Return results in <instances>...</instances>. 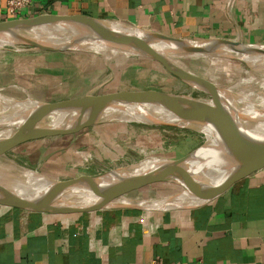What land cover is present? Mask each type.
<instances>
[{
  "label": "crops",
  "instance_id": "obj_1",
  "mask_svg": "<svg viewBox=\"0 0 264 264\" xmlns=\"http://www.w3.org/2000/svg\"><path fill=\"white\" fill-rule=\"evenodd\" d=\"M6 2L0 22L84 15L181 40L264 46V0H30L13 15ZM138 215L37 212L0 202V264H264V169L200 206ZM94 219L99 224L87 228ZM93 239L104 254L89 248Z\"/></svg>",
  "mask_w": 264,
  "mask_h": 264
},
{
  "label": "rangeland",
  "instance_id": "obj_2",
  "mask_svg": "<svg viewBox=\"0 0 264 264\" xmlns=\"http://www.w3.org/2000/svg\"><path fill=\"white\" fill-rule=\"evenodd\" d=\"M27 38L32 40L0 49V72H8L6 77H0V85L4 83L5 87L7 84L6 88L0 90L2 95L18 100L32 98L56 102L82 99L88 95L102 97L116 92L155 90L193 98H210L145 56H127L111 61L92 51H73L77 50L75 48L40 51L51 48L38 46L40 37ZM167 56L174 65L197 77L207 78L210 72L218 73L221 84H228L232 74H236L235 68L243 66L241 62L223 56L214 62L195 53L177 50ZM218 100L222 101L219 97ZM158 122L164 121H126L121 117L111 122H100L92 127L25 141L6 151L4 160L57 180L103 177L140 166L155 165L161 158H182L202 145L207 146L213 136L219 134L211 128L200 127L201 131ZM187 188L180 180L144 184L122 196L131 201L132 207L113 201L111 207L104 210H130L142 219L155 213L194 208L215 197L195 203H180L172 198L168 201L170 204L164 207H144L143 201L160 199ZM104 210L91 213L96 215Z\"/></svg>",
  "mask_w": 264,
  "mask_h": 264
},
{
  "label": "bare ground",
  "instance_id": "obj_3",
  "mask_svg": "<svg viewBox=\"0 0 264 264\" xmlns=\"http://www.w3.org/2000/svg\"><path fill=\"white\" fill-rule=\"evenodd\" d=\"M105 25L113 32L127 35L134 39L145 40L147 42L153 39V34L150 32L127 24L105 22ZM22 34L23 37H20L0 32V49L7 46H18L29 43L32 39L29 40L27 37H40L41 40L37 41L38 46H43L46 49L75 48L77 50L92 51L111 61L115 58L138 55L134 50L103 39L91 27L79 20L37 23L23 30ZM151 46L167 58L168 53L175 50L171 44L163 41L152 42ZM196 54L201 55L203 58H209L212 62L216 61V58L223 56L225 58H233L243 64V66L240 65L235 68L236 74H232L228 84L219 83V74L214 72H210L207 78L197 77L192 74H189V76L195 81L203 82L217 91L218 97L222 99L221 104L217 107L225 118L232 120L235 124L242 127L251 138H264V48L256 52L219 48L211 52ZM245 62L256 67L247 65ZM191 84L197 90L201 88V86H198L193 81ZM26 99L18 100L0 94V150L9 142L17 141L19 139L17 137L36 136L46 131L56 132L57 130L54 128L68 126L76 118L78 111L83 117L100 112L101 117L105 119L112 117V120H117L123 117L126 121H164L201 131V128L216 130L209 123L190 120L181 116L165 103L119 104L111 108L110 105H107L108 101H99L90 97L82 102L79 108L34 115L32 114V108L38 104V100L32 98ZM204 99H208L209 103L212 104L209 98ZM65 117L67 118L66 121H64ZM222 142L221 134H216L207 146L205 145L200 148L188 160L186 166L191 171L194 179L200 182L218 183L228 172L238 165L239 161L243 158V154L235 150H224ZM156 165L140 166L111 173L103 176L101 179L103 181L110 180L113 178V174L141 173ZM0 182L20 196L27 197L45 192L51 185V179L33 170L17 166L12 161L4 160V156H0ZM215 195L216 193H207L189 187L179 193L167 195L156 200L143 201V203L144 207L149 205L164 207V205L170 204L168 201L172 198L180 203H195L205 199L209 200ZM70 196L73 197V206L91 205L98 199L97 195L89 187H75L72 189ZM113 201L121 205L131 204V201L122 196ZM149 210L161 211L154 208H150Z\"/></svg>",
  "mask_w": 264,
  "mask_h": 264
},
{
  "label": "water",
  "instance_id": "obj_4",
  "mask_svg": "<svg viewBox=\"0 0 264 264\" xmlns=\"http://www.w3.org/2000/svg\"><path fill=\"white\" fill-rule=\"evenodd\" d=\"M69 20H79L91 27L103 39L112 43L127 47L138 53L137 56H145L149 59L155 60L160 63L169 73L175 75L183 82L190 84L192 81L201 86L199 91L207 93L212 101L209 103L208 99L193 98L190 96L178 95L155 90L143 91H130V92H116L107 96H93L88 95L82 99L77 100H63L56 102H46L38 100V104L32 108V114H48L54 111H63L70 108H79L81 103L87 98H93L99 101H108L107 105L111 108L119 104H159L165 103L169 105L181 116L190 120L205 122L211 124L220 134L224 150L238 151L243 154V158L239 161L238 165L228 172L227 175L218 183L200 182L194 179L191 171L187 168L186 163L198 151L185 155L179 159H166L161 158V161L154 167L147 169L141 173H123L113 174L112 179L103 181L101 175L89 178L80 179H51V185L45 192L38 193L34 196H20L11 188L5 186L0 182V202L9 205L21 207L29 211L49 212V213H88L99 210H104L111 207V202L126 192L138 188L144 184L160 181L180 180L186 187L203 191L207 193H216L215 197L226 191L234 183L239 180L264 169V138H251L246 131L235 124L232 120L225 118L218 110L221 102L218 100L217 91L205 83L195 81L189 76V73L174 65L171 60L161 55L151 46L152 42L163 41L171 44L175 50L183 53H206L219 48L238 49L243 51L256 52L264 48L258 45H244L237 41L222 40V39H209L203 41H188L176 38H171L165 35L156 33L153 34V39L150 42L140 39H134L130 36L113 32L106 27L105 21L91 18L84 15H53L44 14L31 18L12 19L0 22V32H5L15 36L23 37V30L31 25L37 23H52L63 22ZM29 45V44H26ZM32 46V45H30ZM36 48V47H35ZM68 50V49H67ZM40 51H66L61 50H40ZM70 51V50H69ZM80 51V50H73ZM87 52V51H81ZM193 87V86H192ZM195 88V87H193ZM197 89V88H196ZM66 118V117H65ZM64 119V121H66ZM63 121V122H64ZM115 121L108 118H102L100 112L94 113L88 117H83L78 111L76 118H74L68 126L56 127L57 131L43 132L32 137H17V141L9 142L5 147L0 150V156L16 145L28 140L42 138L48 135H55L76 131L87 127L95 126L100 122ZM161 125H175L168 122H158ZM178 126V125H177ZM75 187H89L98 198L96 202L91 205H75L73 206V197L70 193ZM214 197V198H215ZM131 204H125V206Z\"/></svg>",
  "mask_w": 264,
  "mask_h": 264
},
{
  "label": "built area",
  "instance_id": "obj_5",
  "mask_svg": "<svg viewBox=\"0 0 264 264\" xmlns=\"http://www.w3.org/2000/svg\"><path fill=\"white\" fill-rule=\"evenodd\" d=\"M30 0H7L6 2V10L9 14L13 15L15 14L18 10L22 9L26 5H28ZM61 227L64 230H67L72 223H70L67 219L61 221ZM99 224V220H92L87 224V228L93 229ZM63 241H66V239H63ZM99 240L93 239L89 241V248L92 249L93 251L97 249V252L99 254H104L105 249L103 247H99L98 243Z\"/></svg>",
  "mask_w": 264,
  "mask_h": 264
}]
</instances>
